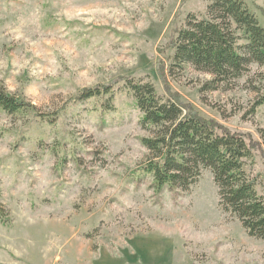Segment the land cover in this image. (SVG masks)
<instances>
[{
	"label": "rangeland",
	"instance_id": "obj_1",
	"mask_svg": "<svg viewBox=\"0 0 264 264\" xmlns=\"http://www.w3.org/2000/svg\"><path fill=\"white\" fill-rule=\"evenodd\" d=\"M245 1L264 28V0ZM210 4L0 0V86L27 104L0 110V264H264V240L223 211L211 171L188 191L137 172L153 131L125 78L251 136L264 198V68L211 91L212 76L173 66L177 31ZM109 84V110L79 99Z\"/></svg>",
	"mask_w": 264,
	"mask_h": 264
},
{
	"label": "trees",
	"instance_id": "obj_2",
	"mask_svg": "<svg viewBox=\"0 0 264 264\" xmlns=\"http://www.w3.org/2000/svg\"><path fill=\"white\" fill-rule=\"evenodd\" d=\"M174 67L190 65L212 76L205 90H219L241 79L252 65L264 68V28L244 0H211L207 15L191 14L172 42ZM124 88L142 113L141 124L153 131L143 138L148 162L137 172L153 177L157 190L165 187L188 191L209 170L218 187L220 206L237 217L249 236L264 240V198L258 193L260 174L251 175L256 142L213 120L200 116L174 97H162L154 84L125 78ZM122 85V86H123ZM115 85L83 89L79 99L103 98L109 110ZM264 105V99L259 101ZM27 104L0 86V110L14 115Z\"/></svg>",
	"mask_w": 264,
	"mask_h": 264
},
{
	"label": "crops",
	"instance_id": "obj_3",
	"mask_svg": "<svg viewBox=\"0 0 264 264\" xmlns=\"http://www.w3.org/2000/svg\"><path fill=\"white\" fill-rule=\"evenodd\" d=\"M245 1V0H244ZM245 3L247 4V2L245 1Z\"/></svg>",
	"mask_w": 264,
	"mask_h": 264
}]
</instances>
